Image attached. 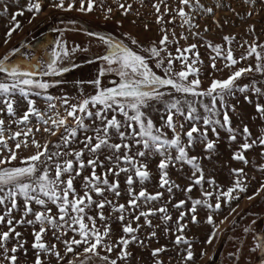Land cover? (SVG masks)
Returning <instances> with one entry per match:
<instances>
[{
  "label": "rangeland",
  "instance_id": "rangeland-1",
  "mask_svg": "<svg viewBox=\"0 0 264 264\" xmlns=\"http://www.w3.org/2000/svg\"><path fill=\"white\" fill-rule=\"evenodd\" d=\"M69 2L70 0H65V5ZM198 2L200 7H196L197 0H191V7L182 5L180 0H95L92 12H80L78 10L80 0H75V7L71 11L53 7V0H40L42 10L37 14L34 11H27L29 0H0V59L7 56V62L12 65L13 61L18 60V65L24 70L35 73V80L50 85L46 91L33 89L32 93L41 92V95L30 93L28 97L35 102V108L41 113L42 119L48 121L47 125L38 120L36 116H30L27 124L19 123L20 118L29 107L27 100L19 94L13 97L15 115L12 117L7 114L4 104L0 103V119L5 121L4 138L8 145L7 148L0 146V155L8 156L9 149L17 153V159L3 167L23 166L21 161L34 155L37 151L32 143L33 140L42 146L47 144L49 152L57 150L67 152L84 149L85 137L94 136L93 129L100 125V120H96L94 116L85 115L84 124L87 125V130H85L78 128L74 119L68 117L67 127L69 129L76 128L77 135L74 139L70 138L71 142L65 148L62 137L68 133L63 126L55 127L52 120L65 118L70 105H78L83 99L96 94V86L89 83L90 81L100 79L101 88L116 87L120 83L121 78L114 71L106 72L103 76L99 75L100 69L107 67L99 57L107 54L108 48L100 41L99 37L101 36L106 39L110 38L113 42L122 43L132 51L144 56L151 70L162 77L164 69L156 67L157 60H164L166 66L169 53L172 57H176L180 55L177 49L184 50L190 45H196L192 52L184 54L189 57L190 61H196L194 67L200 70L198 75L201 81L200 91H206L213 80L228 79L239 68H246L249 65L255 67L257 61L254 55L244 60L240 58L246 55L251 45H264V0H198ZM121 4L125 7L121 8ZM128 5H131V8L125 11ZM154 5H159V12ZM109 8L111 12L108 11ZM180 8H184L192 26L185 23L184 18L177 14ZM208 8L212 9L211 13L205 11ZM21 11H23V15L16 16L21 27L8 38L6 33L13 25L12 16ZM165 34L168 36V41L165 45H160L159 42ZM225 37H234V39L229 44L224 39ZM6 39L7 43H5ZM58 41L66 45L69 52V55L60 62L59 67H67L69 71L60 75H43L48 63L52 60L53 52L57 50ZM209 44L219 46L222 49L221 55L218 56L209 47ZM153 46L158 49L164 48L166 51H161L159 57H150L148 50ZM74 48L75 51H73ZM229 48H231L234 58L239 61L233 67H226L229 62L223 58ZM257 51L264 53V48L258 47ZM194 53H199L198 61ZM214 57L215 60H213ZM213 63L216 65L215 68L211 66ZM182 66L181 60L174 59L173 73L180 71ZM115 67L116 65H113V68ZM194 78L197 77L189 76V80ZM4 80L6 77L0 73V81ZM235 85L237 88L247 85L248 90L246 92L234 90L232 95L225 96L224 104H221L218 99L215 115L206 112L203 107L204 105L211 107V97H193L177 93L170 87L161 88L160 91L164 93L163 97L159 100L149 101L148 106L142 108L145 120L150 119L155 128L161 129L169 140L174 138V133L166 126L169 113L168 105L175 99L180 100L181 108L185 113H187L188 104H192L196 108L195 115L199 119L189 121L185 116L173 115V121L177 125L181 143L185 147L188 157H196L195 162L202 170L204 179L201 184H194V180L201 175V172L195 171L192 165L187 162L177 161L175 159L178 155L176 149L169 148L166 155L172 157V163L165 171L168 174L170 185L161 187V173L158 164L164 157L154 150L146 151L144 157L135 156L137 151L144 149L142 144L137 145L129 135L123 141L131 144L128 154L133 156L138 164L142 163L147 166L149 178L141 182L139 177L135 176V170L131 166L121 164L122 167H129L130 171L121 172L119 176H114L111 173L107 175L110 183H119V196L111 191H104L103 196H98L95 192L90 193L94 201L109 200L112 201V204L106 205L102 210L105 220L99 219L98 213L101 210L97 209L95 204L90 209H86L87 216L95 218L96 227L101 232L106 225L110 226V233L105 238L104 245L97 250L99 256L91 257L89 264H106V261L101 259L105 256L109 260H117V264H157V261H160L161 264H264V253H260L258 250L253 251L258 238L264 237V191L261 190V185L264 184V170H262L264 169V155H262L264 146L258 142V137L264 135V119L256 111L257 104L264 105V74L246 73L235 81ZM253 85L261 90L260 94L256 93ZM46 96H51L54 99L49 102L45 99ZM65 98L68 104L64 103ZM0 99L3 98L0 97ZM50 103L55 107L50 108ZM100 107L99 105L96 108L89 106L93 113ZM225 112L229 116L230 125L224 124ZM77 115L82 114L77 113ZM106 116L108 118L115 116L125 125L121 131L126 134L130 133L131 130L126 126V118L118 111L110 109L106 112ZM206 118L212 121L208 125L204 124ZM180 124H183V129H180ZM193 126L197 127L200 132L193 134L194 140L189 146L186 132ZM245 126L249 128L251 137H245L243 133ZM45 127L53 129L56 135L44 131ZM134 127L137 131L139 130L138 126L134 125ZM229 127L232 128V132L228 131ZM29 128L32 129V132L25 137L23 133ZM16 132H21V136L13 139ZM204 132L207 133L206 137L201 135ZM233 135L236 137L235 140L231 139ZM24 140H27L28 146L25 147L21 144V147L17 149L15 145ZM253 140H256L257 143L242 153L247 163L233 158L237 152H242L241 145L243 143H251ZM110 142L121 143L115 130H110ZM209 142L214 145L212 149H207ZM54 145H59V149ZM41 150L43 149L41 148ZM124 151L127 150L122 149V153ZM111 154L109 149H102L99 160L103 163V167L96 168L97 175L103 177L105 170L111 166L110 161L105 159ZM91 158L92 154L84 149L82 160L86 166L81 171V175L75 176L73 181L77 193L81 196L85 191L84 177L91 175L92 170L87 167V161ZM65 159L74 160V157L64 156L61 158V162ZM48 167L50 175L54 177V166L50 163ZM74 168L80 170L75 162ZM239 169H243V173L237 176L233 170ZM129 175L133 177L131 189L126 183ZM62 179H67V174ZM238 179L246 191L240 192L237 189L232 195L238 196L239 199H232L228 203L227 198L221 196V193L234 187ZM170 186L171 191H169ZM100 187L105 186L100 185ZM189 187L192 189L190 192L186 191ZM141 190L150 195L159 193L160 196L157 200L147 202L141 198L137 201V208H130L131 196L129 192L138 194ZM205 193L212 195L206 196ZM2 194L0 193V195ZM217 196H220L221 204L218 211L214 208ZM249 197L254 198L249 199ZM196 200H200L202 203L195 205L196 210L193 212L192 208ZM16 201L17 208L12 211L11 218L14 220L13 226L16 232L21 233V236L16 238L15 233H12L7 247L11 249L17 246L18 242H25L24 247L15 253L18 257L17 264H34L37 250L32 247L35 240L33 233L39 231L40 225L38 223H15L22 218L35 220L34 215H24V198L18 195ZM181 201H183L182 206L176 207ZM6 204L10 207L8 202ZM207 204L213 207L209 208L206 206ZM113 205L125 206L123 221L119 219L121 213L113 210ZM31 207L33 213L43 211L42 206L34 202L31 203ZM47 207L52 210L53 215L58 214L57 207L51 202L47 203ZM161 207L167 209L166 214L170 219H164L165 213L158 211ZM233 209H235L234 212ZM4 212L5 206L0 205V214H4ZM141 212H154V214L149 215L147 219L143 216H140L139 220L135 219ZM181 213L184 214L183 219H181ZM209 215L213 217L218 229L217 236L213 238L211 244L207 243V240L214 229L206 222ZM194 216L196 223L193 222ZM221 221L224 222L221 223ZM85 222L90 225L87 219ZM128 224L138 230L131 234H125L123 227ZM180 226H185L183 231L179 230ZM245 228H248L249 232H245ZM8 230L6 222L0 224V232ZM54 231L50 226L47 227L42 240L49 246L56 244V250L64 258L59 261V264H67L68 260L80 264L85 259L84 256H77L82 248L65 255V246L60 240L54 238ZM153 233L155 235H152ZM73 235L74 233L69 231L67 235L61 236V240L71 239ZM133 236L136 237L135 240L132 239ZM178 236H183L188 243L177 244ZM121 237L130 240L127 248L130 255L125 260L118 259L122 245L115 246ZM76 238L79 239L78 236ZM108 244L114 245L110 253L105 249ZM73 247L75 248V246ZM189 247L194 254L191 261L185 259ZM155 249H163V251L154 257L152 252ZM2 252L3 249H0V253ZM40 257L43 264H58L55 256L40 253ZM0 264H9V262L0 255Z\"/></svg>",
  "mask_w": 264,
  "mask_h": 264
},
{
  "label": "snow or ice",
  "instance_id": "snow-or-ice-1",
  "mask_svg": "<svg viewBox=\"0 0 264 264\" xmlns=\"http://www.w3.org/2000/svg\"><path fill=\"white\" fill-rule=\"evenodd\" d=\"M180 3L187 7L192 6L191 0H180ZM52 6L64 11H71L75 7V0H70L67 5H65V0H53ZM94 6L95 0H80V6L78 10L80 12H92ZM120 7L124 8L125 6L121 4ZM154 7H156L157 12L160 11L159 5H154ZM196 7H200L198 0ZM130 8L131 5H128V8L125 11L129 10ZM41 10L40 0H35V2H33V0H29L27 11H34L35 13L39 14ZM108 11L111 12V9L109 8ZM205 11L211 13L212 9L208 8L205 9ZM177 14L181 18H184L185 23L192 26L191 20L187 17V13H185L184 8L178 9ZM18 15H23V11L15 13L12 16L13 25L6 33L8 38L11 37L13 32L21 27L20 22L16 20V16ZM183 38L186 39V37ZM99 39L102 43L108 46L107 54L99 57V59L104 61L107 65V67L100 69L99 75L103 76L106 72L114 71L121 78L120 83L116 87L101 88L100 79L90 81L89 83H92L96 86V94L83 99L78 105H70L65 118L52 120V124L55 127L58 128L63 126L68 133L66 136L62 137L63 146L65 148H67L70 144V138L74 139L77 135L76 128L69 129L67 127L68 117L74 119L78 128L85 130H87V125L84 124L85 115L88 117L94 116L96 120H100L101 122L99 126L93 129L94 136H86L84 140V149L92 154V158L87 161V167L91 168L92 171L90 176L84 177L85 191L83 195L81 196L79 193H77L73 181L75 176L81 175V171L86 166L82 160V157L84 156V149L78 151L71 150L67 152H60L59 150L55 152H49L47 144L42 146L33 140L32 143L35 145L37 151L34 155L23 159L21 161L23 166L20 167H3V165L11 164L12 161L17 159V153L15 151L9 149L10 154L8 156L0 155V193H3L0 195V205L5 206L4 214H0V224H4L6 222V225L9 228L8 231L0 232V249H3V252L0 253V255H2L3 259L7 260L9 264H17L18 257L15 255V253L22 249L25 243L18 242L17 246L12 247L11 249L7 247V242L12 237V233H15L16 238L21 236V233L16 232V229L13 226L14 220L11 218L12 211L17 208L16 197L18 195L22 196L25 201L24 215H34L35 220H25L22 218L15 223H38L40 225L39 231L33 233L35 240L32 247L37 250L34 264H43L40 253L55 256L58 260V264L60 260L64 259L61 257L60 252L56 250V244L49 246L42 240V237L49 226L55 230L53 232L54 238L56 240H60V242L64 244L65 255L68 253H74L76 252V249L82 248V251L77 253V256L85 257V259L82 260L80 264H89L91 257L99 256V252L97 250L102 245H104L105 238L108 237L110 233V226L106 225L103 232H101L100 229L96 227L95 218L92 216H87L86 209H90L93 204H95V207L101 210L98 213L99 219L105 220L106 218L104 217L102 210L106 205L112 204V201H94L90 193L95 192L96 195L103 196L104 191H111L116 196H119V183H110L107 179V175L111 173L114 176H119L121 172L130 171L129 167H122L121 164L131 166V168L135 170V176L139 177L141 182L149 178V173L146 170L147 166L142 163L138 164L136 159L128 154V152L131 150V144L124 143L123 141H125L129 135L137 145L142 144L144 149L137 151L135 156L144 157L146 155V151L154 150L156 153H159L164 157L158 164V168L160 169L161 173V187L170 185V181L167 178L168 174L165 171L169 164L172 163V157L170 155H166L169 148L176 149L178 155L175 159L177 161L187 162L188 164L192 165L195 171L201 172V175L194 180V184H201L202 180L204 179L202 170L195 162L196 157H188V153L181 143L180 133L177 131V125L173 121V115L185 116V118L189 121L199 119V117L195 115L196 108L192 104H188L187 113H185L181 108L180 100L175 99L168 105L169 113L167 115L166 126L174 133V138L170 140L166 137V134L161 129L155 128L153 122L150 119L145 120L142 108L148 106L149 101L159 100L161 97H163L164 93L160 91L161 88L170 87L177 93L191 95L193 97H211V107L208 105H204L203 107L205 108L206 112H210L212 115H215L216 102L218 99L220 100L221 104H224L225 96L232 95L234 90L240 92H246L248 90L247 85L237 88L235 85V81L237 79L249 72H258L264 74V53L257 51L258 47L264 48V45L253 44L248 48L246 55L242 56L240 59H248L254 55L257 61L255 67L249 65L246 68H239L234 73H232L228 79L213 80L210 87L206 91H200L199 89L201 81L198 78L200 70L199 68L194 67L196 61H190L189 57L184 54L186 52H192V50L196 48V45H190L184 50L177 49V52H179L180 55L176 57H172L171 53H169L166 66L164 60H157L156 67L164 69V76L162 77L155 74L151 70L144 56L132 51L122 43L113 42L110 38L106 39L105 37L101 36ZM224 39L229 44H231L234 37H225ZM167 41L168 36L165 34L159 43L160 45H165ZM7 42L8 40L6 39L5 43ZM133 43H136V41H133ZM209 47L212 48L218 56L221 55L222 49L219 46H212L209 44ZM75 50L76 49L74 48L73 51ZM148 51L150 57H159L160 52L166 51V49H158L156 46H153ZM68 55L69 52L66 45L58 41L57 50L53 52L52 60L48 63L46 71L43 73V75H60L63 72L69 71L67 67H59L60 62ZM194 55L197 57L198 61L199 53H194ZM223 58L229 62L226 64V67H233L239 62L234 58L231 48L228 49L226 55ZM174 59L181 60L183 62L182 69L175 73H173L172 69ZM7 60V56H5L3 59H0V73L4 74L6 77V80L0 81V97L3 98L0 99V103L4 104L7 114L9 117H12L15 115V101L13 97L16 94H19L21 97L27 100L29 106L28 110L23 114L22 118H20L19 123L27 124L30 120V116H36L38 120H41L43 124L47 125L48 121L42 119L41 113L35 108V102L31 99H28V97L30 93H32L33 89L46 91L50 85L35 80L34 72L24 70L19 65H12L8 63ZM213 60H215V57ZM113 65H116V67L113 68ZM211 66L213 68L216 67L215 63H213ZM190 75L197 78L189 80ZM253 87L255 88V85H253ZM255 91L257 94L261 93L259 88H255ZM32 94L41 95V92H34ZM45 99L50 102L54 98L51 96H46ZM64 103L68 104L66 98L64 99ZM97 105L101 107L95 113H93L89 106L96 108ZM49 107L54 108L55 105L50 103ZM110 109L118 111L120 115H123L126 118V126L131 130L130 133L126 134L124 131H121L125 125L121 121H118L115 116H112L111 118L106 116V112ZM256 111L259 113L260 117L264 119V105L257 104ZM130 112L132 113L131 115L129 114ZM77 113L82 115L78 116ZM223 121L225 125H230L231 123L227 112L224 113ZM211 122L212 121L210 119H204L205 125H208ZM216 122L218 123L219 121ZM4 124L5 121L0 119V146L7 148V141L4 138ZM134 125L138 126V131ZM179 127L180 129H183V124H180ZM110 130H115V132L119 135L121 143L110 142ZM37 131H39V129H37ZM44 131L50 132L51 135H56V132L51 128L45 127ZM213 131H215V129H213ZM228 131L232 132L233 130L231 127H229ZM31 132L32 129L29 128L23 133V135L27 137ZM198 132H200V130L195 126L191 127L190 130L186 132L189 146L194 140L193 134ZM243 133L246 138L251 137V133L247 126L244 127ZM201 135L206 137L207 133L204 132L201 133ZM19 136H21V132H16L12 138L15 139ZM231 139L235 140V135H233ZM258 142L261 146H264V135L258 137ZM256 143V140H253L251 143H243L241 145L242 152H237L233 158L247 163V160L242 153L251 149ZM21 144H23L25 147L28 146L27 140H24L20 143H17L15 147L19 149ZM54 147L59 149L60 146L54 145ZM213 147V143L209 142L207 144V149H212ZM41 148L43 150H41ZM105 148L109 149L112 153L111 155L105 157V159L110 161L111 166L105 170V173L102 177L97 175L96 168L98 166L103 167V163L99 160V155L102 154V149ZM122 149L127 151L122 153ZM262 155H264V153H262ZM64 156L74 157V160L65 159L63 162H61V158ZM74 162L78 164L80 170H76V168H74ZM50 163L55 168L54 177L50 175V168L48 167ZM41 165H43V168H41ZM233 171L237 176H240L243 173V169ZM65 174H67V179H62ZM126 183L131 189L133 184V177L131 175L128 176ZM100 185H104L105 187L102 188ZM237 189L240 192L246 191V188L242 186V182L239 179L236 180L234 187L229 188L226 192H222L221 196L226 197L227 202L230 203L232 199H239L238 196L232 195ZM191 190V187L186 189L188 192ZM261 190L264 191V184L261 185ZM169 191H171V186L169 187ZM256 194L258 195L259 193ZM129 195L131 196V199L129 200V207L133 209L138 207L137 201L141 198L147 202L157 200L160 196L159 193L156 195H150L144 190H141L138 194H134L130 191ZM205 195L211 196L212 194L205 193ZM253 198L254 197H249V199ZM216 200L217 203L215 204L214 208L218 211L221 208V204L219 202L220 196H217ZM6 202L10 204V207L7 206ZM33 202L42 206L43 211H37L33 213L31 207V203ZM48 202H51L57 207V215H53L52 210L47 207ZM201 203L202 201L200 200L194 201L192 211L195 212V205H199ZM182 204L183 201L176 205V207H181ZM206 206L209 208L213 207L210 204H207ZM113 210L121 213L119 219L123 221V213L126 210L125 206L113 205ZM158 211L165 213V220L170 219V217L166 214V208L161 207L158 209ZM232 211L234 212L235 209ZM153 214L154 212H141L139 216L135 217V219L139 220L140 216H143L147 219L149 215ZM183 215L184 214L181 213V219H183ZM6 217H8L7 220ZM86 219L90 222V225L89 223L85 222ZM193 222H197L195 216L193 217ZM206 222L214 229L207 240V243L211 244L213 238H216L217 236L218 229L211 215L207 217ZM223 222L224 221H221V223ZM183 227L185 226H180L179 230L183 231ZM137 230L138 229L132 228L131 224L125 225L123 227V232L125 234H131ZM69 231L74 233L72 238L68 240H61V236L67 235ZM244 231L249 232V229L245 228ZM152 235H155V233ZM76 236H78L79 239H77ZM132 239L135 240L136 237L133 236ZM181 242L185 244L188 243V241L185 240L183 236H178L176 243L179 244ZM129 243L130 240L124 237H121L117 241L115 246L122 245L118 259L125 260L130 255V253L127 251ZM73 246H75V248ZM113 247L114 245L108 244L105 246V249L110 253L113 250ZM256 250H258L260 253H264V237L258 238L253 251ZM161 251H163V249H155L153 250L152 255L154 257L158 256ZM9 253H11V255H9ZM89 254H91V256H89ZM193 258L194 254L189 247V249H187V255L185 259L187 261H191ZM101 259L105 260L106 264H117V260H109L106 256L101 257ZM67 264H75V262L73 260H68ZM157 264H161V262L157 261Z\"/></svg>",
  "mask_w": 264,
  "mask_h": 264
},
{
  "label": "trees",
  "instance_id": "trees-1",
  "mask_svg": "<svg viewBox=\"0 0 264 264\" xmlns=\"http://www.w3.org/2000/svg\"><path fill=\"white\" fill-rule=\"evenodd\" d=\"M18 60H16V61H13L12 63H13V65L15 64V65H18L19 64V62H17ZM49 62V61H48Z\"/></svg>",
  "mask_w": 264,
  "mask_h": 264
}]
</instances>
